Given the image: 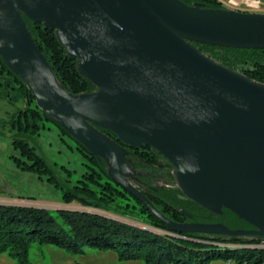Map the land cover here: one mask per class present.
Returning a JSON list of instances; mask_svg holds the SVG:
<instances>
[{"label": "water", "instance_id": "1", "mask_svg": "<svg viewBox=\"0 0 264 264\" xmlns=\"http://www.w3.org/2000/svg\"><path fill=\"white\" fill-rule=\"evenodd\" d=\"M54 28L97 86L71 94L23 14ZM193 41L264 48V13L203 9L180 0H0V54L37 105L110 165L112 178L176 231L264 235V83L227 68ZM157 150L200 206L228 208L254 228L178 224L127 178V150ZM115 218V217H113Z\"/></svg>", "mask_w": 264, "mask_h": 264}, {"label": "trees", "instance_id": "2", "mask_svg": "<svg viewBox=\"0 0 264 264\" xmlns=\"http://www.w3.org/2000/svg\"><path fill=\"white\" fill-rule=\"evenodd\" d=\"M180 1L203 9H226L219 0ZM22 14L61 86L71 94L97 92L98 86L79 72L77 59L69 54L56 30ZM193 44L227 68L264 83V48H233L197 41ZM0 98L17 106L8 118L0 121L3 133L20 153L13 156L16 164L23 170L37 172L41 179L47 176L61 191L64 204L76 202L82 206V209L53 210L0 203V257L7 255L16 264H31L30 249L37 243L72 253H84L89 248L110 250L120 260H140L144 264H209L217 259L264 264V235L180 232L154 216L112 178L110 165L104 158L94 154L37 105L26 82L11 70L1 54ZM46 121L59 129L62 139L64 136L72 139L85 157L86 168L74 183L55 174L53 164L38 146V138L47 128ZM98 128L125 147L126 156L134 165L127 178L135 181L151 203L173 222L223 224L233 230L254 228L228 208L214 212L186 196L178 185L175 167L157 150L146 145L131 147L112 130ZM159 181L164 183L159 185ZM101 212L134 220L142 226Z\"/></svg>", "mask_w": 264, "mask_h": 264}, {"label": "rangeland", "instance_id": "3", "mask_svg": "<svg viewBox=\"0 0 264 264\" xmlns=\"http://www.w3.org/2000/svg\"><path fill=\"white\" fill-rule=\"evenodd\" d=\"M22 105L19 104V106ZM16 107L7 100L0 98V121L8 118ZM46 125L47 128L42 130V134L38 138V146L53 164L55 174L63 180L69 178L71 183H74L81 177L86 168L85 157L72 139L68 136H64L65 139L60 137L59 129L52 122L46 121ZM19 155V151L12 147L9 136L3 133L0 125V203L32 205L53 210L64 207L82 209V206L76 202L64 204L61 191L46 179L47 176L44 175V178L41 179L37 172L20 168L13 158V156ZM132 183L137 185L135 181ZM163 183V181L158 182L159 185ZM104 214L142 226L141 223L134 220L108 213ZM30 258L31 264H39L43 261L46 264H144L140 260H120L118 254L110 250L89 248L84 253H72L54 245H39L37 243L33 244L30 249ZM9 259L16 264L12 258L9 257ZM209 264L239 263L234 260L217 259Z\"/></svg>", "mask_w": 264, "mask_h": 264}, {"label": "built area", "instance_id": "4", "mask_svg": "<svg viewBox=\"0 0 264 264\" xmlns=\"http://www.w3.org/2000/svg\"><path fill=\"white\" fill-rule=\"evenodd\" d=\"M226 9L250 13H264L263 0H219Z\"/></svg>", "mask_w": 264, "mask_h": 264}, {"label": "crops", "instance_id": "5", "mask_svg": "<svg viewBox=\"0 0 264 264\" xmlns=\"http://www.w3.org/2000/svg\"><path fill=\"white\" fill-rule=\"evenodd\" d=\"M0 264H14V262L12 260H10L7 255H2L0 258ZM39 264H46V263H44V261H43ZM76 264H80V263H76Z\"/></svg>", "mask_w": 264, "mask_h": 264}]
</instances>
